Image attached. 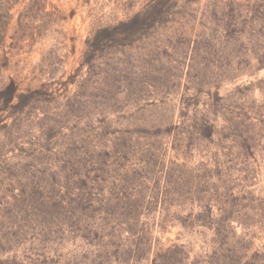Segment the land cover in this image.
Masks as SVG:
<instances>
[{"label":"rangeland","instance_id":"1","mask_svg":"<svg viewBox=\"0 0 264 264\" xmlns=\"http://www.w3.org/2000/svg\"><path fill=\"white\" fill-rule=\"evenodd\" d=\"M0 264H264V0H0Z\"/></svg>","mask_w":264,"mask_h":264}]
</instances>
